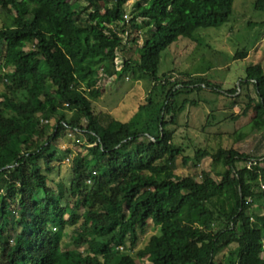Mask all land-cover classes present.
Returning <instances> with one entry per match:
<instances>
[{"label":"trees","instance_id":"1","mask_svg":"<svg viewBox=\"0 0 264 264\" xmlns=\"http://www.w3.org/2000/svg\"><path fill=\"white\" fill-rule=\"evenodd\" d=\"M127 1L0 0V15L11 16L0 22V264H139L122 251L136 247L148 221L159 229L136 253L145 264H264V222L250 214L255 204L264 209L263 140L250 153L217 148L218 180L176 178L177 157L187 164L210 154L196 147L185 156L188 147L175 139L178 114L199 105L186 95L210 88L230 98L235 91L186 71L157 72L161 51L178 38L198 44L196 30L227 25L233 0H135L129 16ZM253 6L264 11V0ZM257 23L264 27V20L249 22ZM118 55L117 76L142 73L150 87L130 118L146 116L145 126L126 123L114 140L116 131L101 128L95 101L101 72ZM239 88L247 102L236 118L252 108L250 126L263 128L264 74L240 80ZM41 119H53L46 136ZM68 130L85 152L63 162L70 177L54 192L47 180L57 161L52 140ZM241 160L250 177L237 171ZM66 227L86 252L62 249Z\"/></svg>","mask_w":264,"mask_h":264},{"label":"rangeland","instance_id":"2","mask_svg":"<svg viewBox=\"0 0 264 264\" xmlns=\"http://www.w3.org/2000/svg\"><path fill=\"white\" fill-rule=\"evenodd\" d=\"M134 1L128 0L124 5L127 16H129ZM261 20H264V11L255 9L253 0H233V13L227 25L196 30L195 34L201 33L198 35V44L196 41L178 38L161 51L157 64L158 74L171 69L178 72L186 71L205 77L220 91H227L230 88L235 91L232 95L230 94V98L215 95L210 92V88L186 95L198 100L199 105H186L185 109L178 114L174 125L175 139L188 147L184 150L185 156H192V149L196 147L205 148L210 151V154L200 160L192 158L187 164L182 162L180 156L177 157L174 168L176 178L192 175L201 185L210 179L218 180L220 177L216 171L220 167L221 155L217 152V148H222L224 153H227L230 148L241 153H250L261 146L260 141L258 142L260 138L264 143V127L255 129L250 126L254 117L252 108L245 116L236 118L240 112V104L244 105L247 102L245 91L239 88V81L244 78L251 79L259 72L264 74V27L258 23L249 24V22H260ZM1 21L6 24L10 23L11 16L1 14ZM142 38L143 36L138 39L137 44H129L128 50L140 47L143 43ZM29 45L30 42L27 43V46ZM131 58L137 60L138 54H133ZM121 62V55H118L114 60V66L106 72H101L99 82L103 89L95 101L96 109L100 111L101 128L116 131L114 140L119 133L125 132L126 123L132 129H142L147 123L146 116L136 118L132 124L130 118L137 111L138 105L144 102L150 82L146 75L138 72L118 77L116 71L121 67ZM51 88L53 86L48 83L44 93L47 99L52 96ZM251 88L249 86V89ZM70 115L71 112H67V116ZM52 123L53 119H49L44 129L45 136L50 133ZM104 136L109 139L112 138L113 133H104ZM52 148L56 152L57 161L47 180L51 190L56 192V182L62 178L67 181L70 177V169L62 162V156L67 151L84 153L85 150L81 147L77 136L73 132L70 135L69 130L63 131L60 138L52 140ZM263 152L264 145L259 149V153ZM261 165L264 166V162ZM236 166L238 172L247 177L251 176L248 161L241 160L236 163ZM202 172L207 173L208 176L203 177ZM250 214H255L260 222H264V209L260 204H255ZM158 229L157 225L148 221L144 231L139 232L136 247L132 251L124 250L122 253H129L139 264H145L146 260L138 258L136 253L146 244L151 235L158 233ZM63 230L62 249L87 251L85 243H76L77 235L72 227H66ZM224 254L225 251L218 254L215 261L224 262ZM261 256L264 257L263 252Z\"/></svg>","mask_w":264,"mask_h":264},{"label":"built area","instance_id":"3","mask_svg":"<svg viewBox=\"0 0 264 264\" xmlns=\"http://www.w3.org/2000/svg\"><path fill=\"white\" fill-rule=\"evenodd\" d=\"M73 155V153H69L67 157L64 159L65 161H69V158Z\"/></svg>","mask_w":264,"mask_h":264},{"label":"crops","instance_id":"4","mask_svg":"<svg viewBox=\"0 0 264 264\" xmlns=\"http://www.w3.org/2000/svg\"><path fill=\"white\" fill-rule=\"evenodd\" d=\"M41 121L42 122H48V120H42V119H41ZM118 248L121 249V246H119Z\"/></svg>","mask_w":264,"mask_h":264},{"label":"clouds","instance_id":"5","mask_svg":"<svg viewBox=\"0 0 264 264\" xmlns=\"http://www.w3.org/2000/svg\"><path fill=\"white\" fill-rule=\"evenodd\" d=\"M64 159H65V158H64ZM62 162H67V161L63 160Z\"/></svg>","mask_w":264,"mask_h":264}]
</instances>
